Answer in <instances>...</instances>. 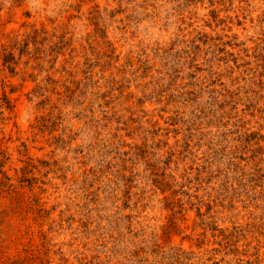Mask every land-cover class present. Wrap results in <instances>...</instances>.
Masks as SVG:
<instances>
[{"label":"rangeland","instance_id":"374dc122","mask_svg":"<svg viewBox=\"0 0 264 264\" xmlns=\"http://www.w3.org/2000/svg\"><path fill=\"white\" fill-rule=\"evenodd\" d=\"M0 264H264V0H0Z\"/></svg>","mask_w":264,"mask_h":264}]
</instances>
